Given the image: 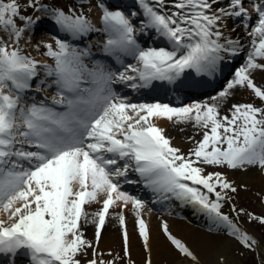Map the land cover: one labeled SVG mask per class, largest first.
<instances>
[{"label":"snow or ice","instance_id":"6c2138e0","mask_svg":"<svg viewBox=\"0 0 264 264\" xmlns=\"http://www.w3.org/2000/svg\"><path fill=\"white\" fill-rule=\"evenodd\" d=\"M98 7L106 34L101 51L119 68L94 58L91 45L80 48L59 36L35 44L38 50L43 45L50 62L24 51L22 40L27 36L31 41L49 20L73 39L91 33L95 25L83 6L0 0V212L5 214L0 218V254L9 257V264H16L20 254L28 264H116L103 258L98 244L109 208L117 202L132 204L150 253L141 215L145 202L120 187L129 169L139 173L157 199L191 203L245 247H259L254 235L222 211V203L231 199L226 190L236 192L235 183L224 172L205 168L264 172V84L254 75L264 73V0H139L142 12L99 0ZM153 30L170 46L143 47L138 34ZM239 54L244 62L223 88L188 104L132 103L113 87L117 81L132 88L155 87L154 81L190 87L195 80L187 70L214 77L225 59ZM127 57L135 62L125 63ZM53 86L59 98L53 97L52 104L27 99L29 91ZM237 88L250 89L261 103H232L221 112ZM155 118L194 121L205 131L185 153ZM98 200L102 208L89 215L85 204ZM231 209L264 224V214L234 203ZM118 215L125 225L124 214ZM83 223L95 224L94 240L86 237ZM163 230L181 254L198 260L166 221ZM123 239L130 255L126 226ZM146 264H152L150 255Z\"/></svg>","mask_w":264,"mask_h":264},{"label":"bare ground","instance_id":"6f19581e","mask_svg":"<svg viewBox=\"0 0 264 264\" xmlns=\"http://www.w3.org/2000/svg\"><path fill=\"white\" fill-rule=\"evenodd\" d=\"M93 11H96L98 13V10L96 8H94ZM91 20L94 24L97 21L95 18H92ZM47 25L48 24H46L45 27H48ZM47 30H51V29L47 28ZM37 35L39 37L38 40L39 42L46 39V37L43 36L42 34H37ZM233 35H235V33H233ZM24 40L27 41V39ZM26 50L27 52H29L28 54H31L36 51V48L35 46H27ZM230 62H231L230 60H224L222 62L221 70L218 71L220 75L226 72L231 67ZM193 84H195V82ZM240 91L241 88H237L235 94L230 95L227 98V101L222 103L221 112H225L229 109V107L232 104V99L237 98V95L240 93ZM155 119H156V123L163 128L166 122L168 123L169 120L167 118H155ZM180 125L186 126L185 129L187 133L188 132L191 133L194 130L196 132L195 133L193 131L194 134H199L202 131V128L197 127L194 121H188V122L178 121V125L174 124V126H180ZM172 143L176 144L178 142L172 139ZM257 169L258 168H250L248 170H245L241 175V181L247 185H251L252 183H254L255 180H257L255 176ZM103 198H104L103 194H101L100 199L102 200ZM171 198L172 197H170L168 200H170L171 203H174ZM86 204H88V206L86 205L85 209L87 210L89 215L93 214L94 212L98 211V209L101 208V207L98 208L100 204L99 200ZM179 204L180 207L184 208L181 213L185 216V218L184 220H179L178 218H172L170 223L173 224L172 226L175 228L179 226L180 228L183 229L182 231L184 232L185 235L182 236L179 233L178 236H180L182 239L185 240V243H187L188 246L193 250V252L198 257L199 261L203 262L204 264H218L220 262L219 257L223 256L225 258V264H243V260L239 256H236L231 253L232 250L236 249V247L238 246V242L234 238L229 236L227 233L222 231L216 232L215 230L212 229V227H214L215 229H221L224 228L223 226L217 227L215 224H213L211 218L208 216L206 212L198 210L191 203H183L180 201ZM113 205H115L114 208L118 207L121 205V202H117ZM112 211H114V209ZM158 214L152 215L151 213L149 214L146 211L141 213L143 219L147 224L149 234L151 235L149 242L151 249L150 257L152 264H161L164 261L169 262L168 264H195L197 260H193L191 257H186L183 254H181L169 240L165 239L166 243L163 242V240H161V237L158 235V231L155 228H153L154 225L152 226L151 224L157 221V219L159 220V218L157 217H160V215L164 216L161 213ZM185 220L186 221L188 220L189 223L190 221L193 222L192 226L185 224L183 225L182 223ZM116 222L117 221L113 219L107 220L103 226L104 229L102 228L103 230H101L102 232L100 236L99 248H101V252L103 253V255L107 256L105 257V259L108 260L113 259L112 255L116 252L120 244V241L116 233L117 228L120 227V235L121 238H123L124 226L127 227V231L129 233V242H130L129 248H131L132 250H136V247L138 249L140 240H142V238L137 237V235L140 234L138 231L139 230L138 226H136L137 223L136 222L132 223V219L130 217H127L124 226L121 224L118 226ZM90 225L93 226L91 223H83V227L87 226V231L89 230V227H91ZM152 234L154 235L152 236ZM99 248L98 250H100ZM109 249H111V253H109ZM260 254L262 255L260 257L263 258L264 245Z\"/></svg>","mask_w":264,"mask_h":264},{"label":"rangeland","instance_id":"374dc122","mask_svg":"<svg viewBox=\"0 0 264 264\" xmlns=\"http://www.w3.org/2000/svg\"><path fill=\"white\" fill-rule=\"evenodd\" d=\"M62 1H64V0H62ZM71 4H75L77 7L83 6L85 8V11L87 12L88 16L91 12V9L96 8L95 5H93L91 7L92 4L91 5L88 4L87 1L83 2V3L81 1L80 2L77 1V2L71 3ZM136 4H137L136 7L139 8V1L138 0H137ZM166 7L171 8L172 5L170 3H168L166 5ZM89 9H90V11H89ZM138 19H141V17H138ZM229 23H230L229 25H231L232 21L230 20ZM96 33L103 34V30L101 31V30L97 29ZM54 34H56V33H51V35H46L45 40H53L52 38L54 36H56ZM59 36H61L62 38H67V37H65L66 35H59ZM29 42H31V41H29ZM29 42L27 41L26 44L29 45ZM53 42H54V40H53ZM32 56H34L37 60H40L42 62L43 61L50 62L49 58L43 54V50L40 51V50L36 49V51L33 53ZM254 75L256 78V82L258 84H264V73L257 71ZM237 102H239V103L252 102V103L259 105L261 103V100H260V98L256 97L250 89L243 88V89H241L240 93L237 95V98L232 99V103H237ZM174 124L178 125V121L175 118L168 120V123L166 122V124L164 126L165 134L172 137V139H174V141L178 142L176 144L172 143L174 146L179 147L183 152L187 153L189 150L194 148L195 142L202 139L203 132L205 131V129L202 128V131L199 134H194V132H195L194 130H193L194 132L192 131L191 133L190 132L187 133L186 129H185L186 126H181V125L180 126H174ZM189 137H191L192 140L189 139ZM210 171L224 172L227 175L228 179L233 181L235 183V185L237 186V191L234 193L231 192L230 190H226V191H228V195L231 197V199H227L222 203V211L227 212L231 215L233 212L231 209V205L234 203L238 209L244 208L248 212H253V213H257V214H264V172H262L259 168L257 169L256 174H255L257 180H255V182L252 183L251 185H247L241 181V175L245 171V169H242V168L232 169V168H229L227 166L212 165V166H207L205 168V172H210ZM212 197L214 198V194H212ZM120 211L121 210H119L118 212H116L113 215H112V211H111V215H110L111 217H107L106 220H112L113 219V220L117 221L116 223L119 226L120 225L119 215L117 216V214L121 213ZM150 213L151 212H149V214ZM151 214L155 215L153 213H151ZM166 214L167 215H164V216L160 215V217H157V218H159V220L157 219V221H155L154 223H151L152 226L154 225L153 228H155L158 231V235L161 237V240H163V242H165V243H166V240H169L167 234L164 232L163 227H162L165 221L168 224L169 230L175 236H177L178 238H181L180 236H178L179 233L182 236L185 235L184 232L182 231L183 230L182 228H180L179 226L175 228L172 226L173 224L170 223L172 218H175L179 215H174V214H172V212H166ZM128 216L132 219V223H134V222L137 223L136 226H138V229H139V224H138L139 218L136 216L135 211H132L131 214ZM4 217H5V214L3 212H0V218H4ZM181 217L182 216H179L178 219L184 220V218H181ZM238 217H239V220L248 229L250 234L254 235L260 241V243H261L260 249H262L263 245H264V224H261L258 221L248 220L247 216L243 213H241ZM125 222H126V220H125ZM91 224L93 226L90 225L91 227H89L88 231H87V226H84V228L86 230L85 235L88 239L94 240V238H95V224L94 223H91ZM182 224L192 226V223H189L186 220ZM153 228H152V230H153ZM177 228H178V230H177ZM103 229H104V227H103ZM116 233H117V237L120 241L119 247L117 248L116 252L112 255L113 259H115V261H116V264H129V260L134 261L135 264H146V261L148 260L149 255L151 256V252L149 253V250L147 248H145L144 243H143V238L140 236V234L137 235V237L142 238V240H140V244L138 245L139 248L137 249V247H136V250H132L131 248H129L130 255H127L124 252V239L121 238L120 227L116 229ZM153 235L154 234H152V236ZM149 236H151V235L149 234ZM99 244H100V242H99ZM99 244H98V248L100 247ZM149 244H150V242H149ZM99 249L101 252V248H99ZM91 252H92V249L90 248L89 254H91ZM231 253L236 255V256H239L243 260V264H264L259 259L260 255H259L256 247L247 248L244 245H241L238 243V246L236 247V249H233ZM105 257H107V256L103 255V258H105ZM221 257H223V256H221ZM221 257H219L220 262L218 264H225V258L223 257V260H221L220 259ZM263 260H264V257H263ZM168 263L169 262L164 261L161 264H168ZM195 264H204V263L197 260L195 262Z\"/></svg>","mask_w":264,"mask_h":264}]
</instances>
